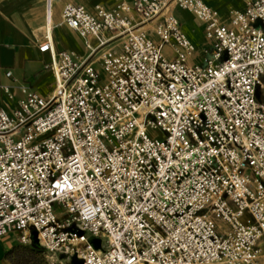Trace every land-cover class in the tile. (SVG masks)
I'll list each match as a JSON object with an SVG mask.
<instances>
[{
  "label": "built area",
  "instance_id": "2783aa9c",
  "mask_svg": "<svg viewBox=\"0 0 264 264\" xmlns=\"http://www.w3.org/2000/svg\"><path fill=\"white\" fill-rule=\"evenodd\" d=\"M243 1L66 3L85 56L55 49L49 14L51 95L0 82L22 94L0 104V238L35 230L82 264H264V0ZM173 9L203 24L201 63Z\"/></svg>",
  "mask_w": 264,
  "mask_h": 264
},
{
  "label": "crops",
  "instance_id": "0c3cea01",
  "mask_svg": "<svg viewBox=\"0 0 264 264\" xmlns=\"http://www.w3.org/2000/svg\"><path fill=\"white\" fill-rule=\"evenodd\" d=\"M203 1L222 16H226L232 8H244L243 0ZM66 3L82 5L90 13H94L97 5L110 10L115 7L117 0H82L79 2L75 0H52L50 14L52 15V40L55 49L72 51L77 56H85L88 50L84 40L76 31L61 24V11ZM173 12L179 20L185 15L193 16L191 13L180 9H173ZM131 15L135 21L138 20L133 11ZM45 17L46 0H0V82L8 85L15 80L25 84L41 97L48 98L55 86L52 70L45 67L50 62V54L38 49V45L47 33L43 29ZM181 29L189 37L188 29L185 27ZM63 31L72 35L75 41L70 44L61 43L60 35ZM202 32L204 33V30ZM189 39L195 46L194 57L200 58L199 61L193 58L190 61L201 63L203 51L209 48V43L203 38L200 41L201 44L196 45L193 38L189 37ZM90 41L94 43L93 39ZM95 66L99 67V63ZM8 70L12 72L10 78L5 76V72ZM20 99H22V94L19 91L14 92L12 100H8L5 95L0 93V104L8 112H11L18 105ZM6 241L5 239L2 240L3 250H6Z\"/></svg>",
  "mask_w": 264,
  "mask_h": 264
},
{
  "label": "rangeland",
  "instance_id": "374dc122",
  "mask_svg": "<svg viewBox=\"0 0 264 264\" xmlns=\"http://www.w3.org/2000/svg\"><path fill=\"white\" fill-rule=\"evenodd\" d=\"M75 1L79 2L82 0ZM180 22L181 28L185 27L188 29L189 37L195 40L194 42L196 45L200 43L203 38L205 39V35L202 32L204 30L203 24L195 19L194 16L185 15L181 18ZM60 37L61 43L64 44H70L75 41L72 35L64 31L61 33ZM197 49H199V46H197ZM164 51L166 54L172 55V50L169 46H167ZM193 59H198L197 61H199L200 58L193 57ZM262 98L264 99V93ZM4 239L7 240L5 242L6 250H3L2 246V240ZM71 258L72 257L67 259V257L61 255L52 257L39 244L20 242L18 235L14 233L0 238V262H3V264H71Z\"/></svg>",
  "mask_w": 264,
  "mask_h": 264
},
{
  "label": "water",
  "instance_id": "95a60500",
  "mask_svg": "<svg viewBox=\"0 0 264 264\" xmlns=\"http://www.w3.org/2000/svg\"><path fill=\"white\" fill-rule=\"evenodd\" d=\"M30 240L33 244H39L37 239V232L35 230H32L30 232ZM89 243L95 248L100 249L101 247V240L98 237H93L89 240ZM83 261L80 258H77L76 256H72L71 258V264H82Z\"/></svg>",
  "mask_w": 264,
  "mask_h": 264
},
{
  "label": "bare ground",
  "instance_id": "6f19581e",
  "mask_svg": "<svg viewBox=\"0 0 264 264\" xmlns=\"http://www.w3.org/2000/svg\"><path fill=\"white\" fill-rule=\"evenodd\" d=\"M51 5H52V0H46V17H45V22L43 24V29L46 32H51V25H50V19H49V14L51 13Z\"/></svg>",
  "mask_w": 264,
  "mask_h": 264
}]
</instances>
